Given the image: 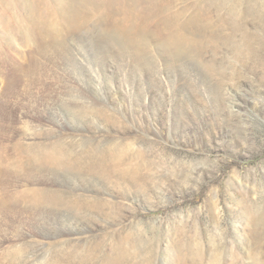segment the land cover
<instances>
[{"label": "rangeland", "instance_id": "374dc122", "mask_svg": "<svg viewBox=\"0 0 264 264\" xmlns=\"http://www.w3.org/2000/svg\"><path fill=\"white\" fill-rule=\"evenodd\" d=\"M0 129L65 192L0 213L1 264H264V0H0Z\"/></svg>", "mask_w": 264, "mask_h": 264}, {"label": "bare ground", "instance_id": "6f19581e", "mask_svg": "<svg viewBox=\"0 0 264 264\" xmlns=\"http://www.w3.org/2000/svg\"><path fill=\"white\" fill-rule=\"evenodd\" d=\"M36 48H37L36 51L30 54L31 55L30 58L32 61H34L35 65H38V60L41 57H44V58L46 56L52 57L55 59L56 63H59L62 66L64 65V67L62 68L63 74L67 75V72L71 73L70 75L73 74L74 78H76V81L80 82L83 80V82L81 83H84V79H86V77L84 74H81L80 71H78L81 60H78L77 57H74L71 53H69V51L67 50V44L65 42H57L52 45H46L43 47L37 46ZM77 52H78V55L79 54L83 55L82 47L78 48ZM51 60L49 61L52 62ZM24 62L20 61V63L15 64V66H12L13 68L12 72H13V76L15 77V81L20 80V79L24 80L25 78L27 79L30 77L31 79H34V75L36 77L37 76L40 77L43 74L48 72L49 68L47 64L45 63H43L42 65H39V67L35 66V68L30 69L24 65ZM70 62H72V64ZM67 66H69L71 69L69 68L70 70H67L68 69ZM43 76H46V74ZM12 82L8 83L7 88H10V85H12ZM30 82H31V85L35 83L33 80H31ZM85 82L87 81L85 80ZM93 82H98V81L95 79V77L93 78V76L90 75L89 81L87 82L86 85L91 84V83L93 84ZM25 83L27 84L26 81ZM56 110H58L57 112H59V107H56ZM21 125L23 129L25 130V136L29 138L34 137L35 133L37 131H40V129H42L41 123H35L33 121H30V122L22 121ZM6 134H7L6 130L0 129V213L8 212V210L15 211V212L18 210L31 212L34 218L36 217V219L41 220V222L40 221L39 222L41 223L42 226H49V225L52 226L51 220L48 219V217L51 215L49 211L51 207H49V205L51 206L52 203H50L51 201H49L48 199H53L56 196L64 195L63 193L65 192L62 190L63 186L61 184L63 183V181L61 182V179L55 178L53 176L54 175L53 172L55 171L49 168L50 165H46V163L42 164V161L41 162L36 161L40 159V158L36 159L38 156L36 157L32 156L30 159L32 160V163L27 165V167L19 169V167L16 165V161H17L16 159L19 157V155H21L19 151V145H18L19 143L14 142L12 144H5L3 141V136H6ZM9 139H12L10 135H9ZM59 142H60L59 139L50 140L47 143H44V142L34 143L33 141V143H27L28 146L27 145L26 146L27 148L28 147L38 148L39 147L40 149L44 151V155H47L51 151L55 152L56 148L60 147L63 144V143L60 144ZM9 147L12 148L13 153H14L13 155H11L8 152ZM41 156H42L41 158L44 157L43 155ZM72 186L73 187H71V190H73V192H76L79 190V188L75 184ZM37 196L39 197L42 196V197L37 198ZM21 202H22V205H20ZM44 232L48 233L50 231L45 230ZM14 249L16 250V246H11L9 248V251H11L10 253H13Z\"/></svg>", "mask_w": 264, "mask_h": 264}]
</instances>
